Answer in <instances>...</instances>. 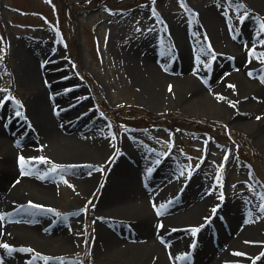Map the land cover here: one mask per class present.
I'll use <instances>...</instances> for the list:
<instances>
[{"label": "rangeland", "instance_id": "1", "mask_svg": "<svg viewBox=\"0 0 264 264\" xmlns=\"http://www.w3.org/2000/svg\"><path fill=\"white\" fill-rule=\"evenodd\" d=\"M251 8L241 6L239 0H0V100L10 104L5 114L21 129L37 133V127L24 114L32 88L26 82L23 65L29 58L41 66L51 60L58 62L62 74L46 76L51 81L62 79L51 93H65L69 87L67 93H91L88 106L101 117L104 136L111 145L108 157L104 155L103 165L96 164L95 169L88 166L82 172L85 175L95 172L99 187L103 186L118 156L136 163L131 152L122 148V138L127 136L134 141L130 147H137L147 156L146 169L168 156V163L164 165L167 167L162 170L166 178L174 173L180 177L183 174L184 185L195 193L198 189L201 195L206 194L209 185L217 188L218 200L210 201L209 211L220 206L228 196L238 199L244 212H260L264 204L261 199L264 197V146L252 133L258 127L256 120L261 118L263 110L257 108L246 115L247 123L253 122L250 129L217 114L214 104L210 103L199 104L202 110L187 105L149 107L142 95L144 88L135 81L137 74L127 60V55L136 51L167 68L166 63L159 61L167 58L170 70L180 74L178 68L184 66L176 38L180 35L187 45L191 42V47L199 50L191 54L189 66L202 83L207 84L216 72L217 67L212 68V64L218 60L228 61L225 74L239 73L235 50L220 36L218 24L214 29L210 26V14L232 25L242 38L231 40L246 48L244 42L258 45L257 39L249 42L248 34L264 25V17H259ZM240 16L245 17L243 21ZM261 35L264 41V34ZM145 38L146 43L142 42ZM259 49L263 52L264 44ZM199 56L203 58L200 60ZM256 63L259 66L263 61L258 59ZM245 78L249 81L250 93H258L260 86L264 87L261 82L264 74ZM231 85L236 86L235 82ZM158 86L161 93L184 90L171 81H163ZM234 87L219 93H232ZM72 97L64 98V102H74ZM252 98V101L258 100L257 96ZM259 103V100L254 101L255 106ZM17 112L21 115L17 116ZM6 125L7 122H3L2 126ZM36 138L35 158L44 164L54 188L53 211L46 219L54 222L63 215L75 191L81 192V185L70 177L74 171L69 167L73 163H67L68 167L60 165V161L51 157V146ZM1 160L3 157L0 163ZM76 165L85 164L77 162ZM144 173L141 171V177ZM99 193L100 189L96 188L92 196L84 195L77 208L63 219L70 236V244L65 249L56 252L54 247H40V251L31 248L16 254L14 264H29L30 260L47 264L50 259L55 264H65L67 260L73 264L103 263V259L92 253L96 227L90 211ZM226 212L219 217L222 228L225 217L233 216L236 210ZM195 242L194 239L189 244L192 246ZM183 250H187L186 245Z\"/></svg>", "mask_w": 264, "mask_h": 264}, {"label": "bare ground", "instance_id": "2", "mask_svg": "<svg viewBox=\"0 0 264 264\" xmlns=\"http://www.w3.org/2000/svg\"><path fill=\"white\" fill-rule=\"evenodd\" d=\"M239 4L252 7L259 17H264V0H239ZM215 24L219 25L220 36L235 50L234 59L240 65L239 73L225 74L228 61L218 60L216 72L208 79V85L202 83L195 76L196 71L189 67L191 54L199 50L192 48L191 42L187 45L179 35L176 38L181 47L185 72L181 70L177 74L170 70L172 67L167 58L159 60L167 64L164 68L158 60L134 51L127 55V60L137 74L135 81L143 86L145 93L142 95L149 107L187 105L194 110H202L199 104L210 103L214 104L217 114L221 113L231 123L250 129L253 122L247 123L246 115L257 108L263 110L261 118L256 120L258 127L252 134L264 146V87L260 86L258 93H250L247 90L250 84L245 78L249 73L264 74V51L259 49L264 44L261 43L260 28L248 34L249 42L257 39L258 45L244 42V48L231 40L240 37L237 30L212 13L210 26L214 29ZM147 38L142 42L146 43ZM249 50H252V55ZM258 59L263 61L262 65H256ZM23 66L26 82L32 88L24 114L38 131L29 133L21 129L13 118L9 120L10 116L5 114L10 107L8 102L0 107V157H3L0 163V216L4 217L0 220V245L9 246L8 249L0 247V264H14L16 254L31 248L40 251V247H54L56 252L65 249L70 244V236L63 219L70 216L84 195L92 196L96 188L100 193L90 211L96 227L92 253L103 259L101 264H264V256L261 255L264 253V212H244L239 200L228 196L215 211H209L210 201L218 200V189L209 185L206 194L201 195L195 188L197 195L194 189L184 185L183 174L180 177L174 173L166 178L162 170L167 167L164 165L168 163V156L151 172L146 169L147 156L137 147H130L134 141L124 136L122 148L131 152L129 154L135 164L118 156L102 187L96 182L98 175L95 172L82 174L88 166L95 169L96 164L103 165L104 155L108 157L111 151L101 117L88 106L91 93H67L70 87L65 93H51L62 79L51 81L46 76L62 74L58 62L51 60L46 66H41L29 58ZM163 81L183 86L184 90L161 93L158 85ZM231 82L236 84L232 93H219L230 88ZM251 89L255 90L254 87ZM252 94L260 102L257 106L254 101L258 100L252 101ZM70 95L74 96V102L68 104L64 98ZM75 110L79 112L75 113ZM3 122L7 125L2 126ZM36 137L51 146V157L60 161V165L73 163L69 167L74 171L70 177L81 185V192L75 191V197L67 202L63 215L55 222L46 219V215L53 211L54 188L44 171V164L35 158ZM77 162L85 165L78 167ZM22 170L29 174L22 175ZM143 170L146 174L141 177ZM180 185H184L182 191L174 196ZM177 208L181 209L174 211ZM231 210L236 212L225 217L227 222L222 228L219 217ZM205 220L208 221L204 223ZM173 227L182 228L170 231ZM193 229L198 231L193 234ZM194 239L196 242L189 258L183 248L185 245L188 248ZM29 264H36V261L30 260ZM47 264L55 262L50 259ZM65 264L73 263L67 260Z\"/></svg>", "mask_w": 264, "mask_h": 264}, {"label": "snow or ice", "instance_id": "3", "mask_svg": "<svg viewBox=\"0 0 264 264\" xmlns=\"http://www.w3.org/2000/svg\"><path fill=\"white\" fill-rule=\"evenodd\" d=\"M245 15H246V14H245ZM244 18H245L244 16H240V17H239V19H240L241 21H243ZM260 33H261V34H264V25H261ZM261 43H264V41H261ZM209 52H210V50H209ZM249 54H250V55L253 54L252 50H249ZM212 59H215V56H214V55L212 56ZM249 75L251 76L252 74L249 73ZM261 82L264 83V80H261ZM229 87H234V86H233V85H229ZM169 91H171V86L169 87ZM6 99H7V98H6ZM221 99H223V98H221ZM3 103H4V100H0V105H3ZM233 106H234V105H233ZM16 115L19 116V115H21V114H20L19 112H17ZM257 119H260V117H257ZM225 159H227V157H225ZM21 163H23V158H22V157H21ZM53 171H55V169H53ZM21 174H22V175H26V174H29V173H26V172H24V171L22 170ZM221 198H222V196H221ZM261 199L264 200V197H261ZM32 207L39 208V207H41V206H39V205H32ZM260 210H261V212H264V204L261 205ZM213 211H215V209H214ZM159 214H160V213H158V215H159ZM3 219H4V217H3V216H0V220H3ZM245 223H248V221H246ZM192 231H193V234H195V232L198 231V229H193ZM0 247H3V248H5V249H8V248H9V246H8L7 244H2V245H0ZM29 251H30V250H29ZM235 254H236V255H243L242 253H235ZM261 255L264 256V253H262Z\"/></svg>", "mask_w": 264, "mask_h": 264}]
</instances>
